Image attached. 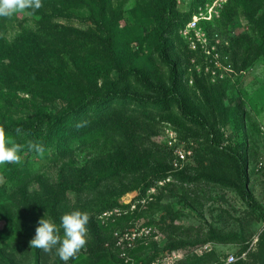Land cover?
Returning <instances> with one entry per match:
<instances>
[{
	"label": "rangeland",
	"instance_id": "374dc122",
	"mask_svg": "<svg viewBox=\"0 0 264 264\" xmlns=\"http://www.w3.org/2000/svg\"><path fill=\"white\" fill-rule=\"evenodd\" d=\"M63 2L43 0V7L35 12L39 16L26 10L11 18L0 17V41L24 45L32 56L39 42V48L53 55L42 64L52 67L46 70L57 66V71L62 68L77 75L73 59L77 60L76 53L95 50L100 54L96 27L86 19L91 12L82 0H74L79 5L64 13L60 11ZM110 4L121 12L126 34L118 43L120 57L125 58L122 70L112 69L108 74V86L118 82L123 94L109 105L108 111L113 109V114L107 119H118L120 113L135 115L144 122L140 128L148 132L138 137L139 145L134 146L122 135H129L130 126L139 122L124 117L117 142L123 155L106 151L100 143L77 152L75 158L52 154V149L45 150L41 157L29 151L27 143L22 144L25 147L20 152V164L0 165V264H64L55 249L44 253L30 248L29 241L44 214L59 226L61 216L73 210L87 211L91 218L86 247L67 264H226L230 256L240 264H261L264 56L253 58L255 51H250L249 39L259 45L263 41L256 22L264 14V7L252 10L253 6L242 5L229 14L226 8L230 0H176L179 11L192 12L188 22L199 12L212 19L199 24L207 46L192 51L180 46L176 38V50L170 52L169 62L178 56L184 82L200 107L194 115L202 114L195 121L194 115L183 117L179 107L173 105L175 120L171 121L161 118L157 107L142 104L148 96H156L152 88L157 87L159 77L160 83L168 84L172 64L163 61L158 51L168 1L112 0ZM44 17L48 24L42 23ZM185 28L180 27L176 33L184 45ZM173 30L170 27L168 33L174 40ZM83 37L88 40L83 41ZM246 58L250 62L239 69ZM227 62L234 73L226 72ZM2 63L7 66L12 62L5 58ZM4 78L6 81L0 83L16 92L4 89L0 111L5 117L0 119L1 125H17L32 115L31 99L36 90L41 92L46 87L37 85L32 89L24 84L25 75L11 71ZM102 83L99 79V88ZM211 88L210 94L207 91ZM44 105L54 114L66 103L54 97ZM151 126L158 132L153 137L146 136ZM215 134L220 136L221 147L249 156L248 189L259 210L249 207L239 191L231 158L223 153L212 155L209 145ZM9 138L21 144L16 137ZM143 149L148 150L147 157ZM181 150L189 155L178 163ZM112 157H118L122 165L117 177L108 168ZM124 157L137 160L138 170L125 172ZM165 167L167 175L158 178L155 172ZM221 170H229V178L225 179ZM147 182H152L149 189ZM128 234L136 237L130 240Z\"/></svg>",
	"mask_w": 264,
	"mask_h": 264
},
{
	"label": "trees",
	"instance_id": "16d2710c",
	"mask_svg": "<svg viewBox=\"0 0 264 264\" xmlns=\"http://www.w3.org/2000/svg\"><path fill=\"white\" fill-rule=\"evenodd\" d=\"M167 1L168 4L165 6L164 11L165 13L167 12L165 29L163 34H161V47L158 51L160 53L159 57L170 65L172 64V68L168 75V84L160 83L159 77L157 87L152 88L154 89L156 96H153L152 98L148 96V99H144L142 104L144 105L145 103H148L157 107L162 114L161 118L174 121L175 115L173 105L178 106L182 116L187 118L190 115L197 114L200 107L194 103V99L190 94L191 92L188 90L186 83L184 82L183 64L180 63L178 56L177 60L172 58V63L169 62L171 60L170 52L176 50V38L179 39L180 46H187L186 44L184 45L176 33L180 27L188 22L191 18L192 12L189 11L188 13H184L179 11L176 5V0ZM82 2L85 4V7L89 12H91L88 15L89 18H87V16L86 19L90 20L96 27V45L98 46L97 48L100 54L95 50H89L86 54L76 53L77 60H75L74 57L73 59L74 66L77 70L76 72H78L77 75L76 73H66L62 68H60V71H57V66L54 67V69L46 70L50 66L46 65L48 67L45 68L42 64L45 60L48 61V59H52L53 55L48 51L39 48V42L33 50L32 56L26 53L24 45L21 46L19 43L6 45L0 41V80L6 81L4 76H6L7 71H11L13 74L19 76L25 75L26 79L24 84L32 89L38 87L37 85L46 87L45 90L41 92L36 90V93L32 97L31 102L34 103V105L32 106L33 113L31 116L24 118L18 122L17 125L12 123L10 125L4 124L3 126L7 136L16 137L21 144H26L29 141L40 142L43 144L45 150L52 149V154H61L63 157L75 158L77 152L89 149L93 147V145L100 143H102L106 151L111 150L123 155V150L120 149L122 146L117 144V142L119 141L121 120H124V117L130 122L133 120L139 122L136 126H130L132 127V130L129 135L124 133L122 135V138L125 137L131 144H134V146L139 145L138 137H144L143 133L148 132L147 130L143 131L140 128L144 122H140V119L136 118L135 115L124 114V116L120 113V118L118 119L112 121L107 119L113 114V109L108 111V109H110L109 105L122 97L123 94L117 86L118 82L112 83V86H108L110 82L108 74L110 75L112 69L122 70V63L123 60H125V58L120 57L122 56V51L118 44L121 41V38L126 34L124 22H122L123 17L120 11H115L111 6L110 3L112 0H82ZM76 5L79 4H74V0H64L63 7L60 11H73ZM228 5L226 11L228 10L229 14H233L239 9L238 7H241L242 5L253 6L252 10L256 8L261 9L264 7V0H230V4ZM29 11H31V9H29ZM36 15L39 16L38 14ZM42 19V23H49V20L45 17ZM256 23L258 29L261 30V32L258 33L262 35L263 41L261 42V45H259L249 39L250 51L252 49L255 51L253 56L254 59L264 56V14ZM170 27L175 28V32L173 30V34L176 35L174 40L171 39V36L168 33ZM75 32L82 34L78 30ZM87 40V37H83V41ZM29 57H31V60ZM5 58H9L12 63L5 66V64L2 63V59ZM237 59L238 58L235 60L238 61ZM246 59L242 62L241 66L238 67L239 69L246 67L250 62ZM232 61L235 65L236 62H234V60ZM34 65L36 68H34ZM128 74L129 73L127 72L126 75ZM31 76L33 79H27ZM99 79H102L103 81L100 88L98 86ZM4 89L16 92V89H12L11 86H6V84L0 83V101L4 97ZM207 92L211 94L213 93V89L211 88ZM54 97L64 101L66 105L60 107V109L57 110V113L52 114L50 113V109L44 107V104L52 101ZM201 115L202 114L194 115L195 121L200 120L198 117ZM4 117L5 115L0 111V119H4ZM83 121H87V125L77 129L75 125L78 122ZM1 123L2 120H0V125ZM18 127L22 129V132L19 135L15 131ZM211 128L214 129L216 127L212 125ZM149 132L150 134L146 136L153 137V135L158 133L155 127L150 128ZM209 148L214 156L218 155V153H223L231 158L237 176V187L239 188V191L249 207L253 210H259V206L253 201L248 189L249 156L247 153L243 154L232 148L221 147L219 134H215L212 137ZM146 150L147 149H143L144 154L147 157L149 152ZM124 158L127 159L126 157ZM147 163L146 160L143 161L145 166H147ZM123 165V170L125 172H131V170H138L139 164L135 159H127V163ZM121 166L118 157L117 159L112 157L108 168L110 169L109 171L113 173V176L117 177L121 174ZM139 171H143V169L140 168ZM167 171L168 168L165 167L155 173H159L158 178H162L167 175ZM221 172L222 175H225V179L229 178L226 176L229 170H221ZM151 184L152 182H147L146 189H149ZM261 240L264 243V231L261 235ZM240 263L241 262H234L231 264ZM261 264H264V256Z\"/></svg>",
	"mask_w": 264,
	"mask_h": 264
},
{
	"label": "clouds",
	"instance_id": "9594fccd",
	"mask_svg": "<svg viewBox=\"0 0 264 264\" xmlns=\"http://www.w3.org/2000/svg\"><path fill=\"white\" fill-rule=\"evenodd\" d=\"M43 7L42 0H0V17L11 18L14 14L31 9V13ZM87 121L78 122L75 127L80 129L87 125ZM19 135L21 128L15 129ZM25 145L16 143L7 136L5 128L0 125V165L6 163L20 164V152ZM29 151L43 156L45 148L40 142L29 141L26 145ZM87 211L73 210L65 213L60 218L59 226L46 214L40 218L35 228V235L29 241L30 248H37L44 253H51L55 249L59 258L67 264L70 259L77 258L82 249L86 247L88 238L87 225L90 221ZM61 229L63 235H61Z\"/></svg>",
	"mask_w": 264,
	"mask_h": 264
},
{
	"label": "built area",
	"instance_id": "2783aa9c",
	"mask_svg": "<svg viewBox=\"0 0 264 264\" xmlns=\"http://www.w3.org/2000/svg\"><path fill=\"white\" fill-rule=\"evenodd\" d=\"M227 2V0H226ZM212 19L211 16L203 13V12H199L197 13L195 16H193V18L191 19V21H189L188 23L185 24V31L182 35V37L186 40V44L188 46L189 49H191L192 51L194 50H198V48L201 46L202 48H204L205 46H207V38L206 35L201 31L199 24L200 22L204 21V20H210ZM227 60V58H226ZM227 66H225L226 68V72L227 73H234L235 70L233 69L231 63L227 62ZM189 153L185 150H181L178 152L177 154V161L178 163L184 162L186 161V159L188 158ZM177 165V164H176ZM169 181V180H167ZM131 235L130 240H132V238L134 239L136 236L132 235V234H128V236ZM235 257L234 256H230L227 259L226 264H231L235 262Z\"/></svg>",
	"mask_w": 264,
	"mask_h": 264
}]
</instances>
